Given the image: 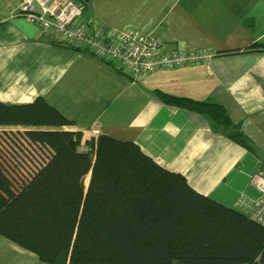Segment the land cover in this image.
<instances>
[{
  "label": "crops",
  "instance_id": "1",
  "mask_svg": "<svg viewBox=\"0 0 264 264\" xmlns=\"http://www.w3.org/2000/svg\"><path fill=\"white\" fill-rule=\"evenodd\" d=\"M72 1L84 6L81 22L91 29H135L160 37L168 52L215 54L201 64L134 78L29 23L19 11L21 0H0V101L40 96L72 120V128L136 142L222 204L258 198L249 180L264 172V163L252 150L214 131L206 115L163 103L155 91L221 105L242 135L264 150V0ZM0 264L43 262L0 235Z\"/></svg>",
  "mask_w": 264,
  "mask_h": 264
},
{
  "label": "trees",
  "instance_id": "2",
  "mask_svg": "<svg viewBox=\"0 0 264 264\" xmlns=\"http://www.w3.org/2000/svg\"><path fill=\"white\" fill-rule=\"evenodd\" d=\"M155 94L206 115L214 131L244 137L217 103ZM73 125L40 96L0 101V128H9L0 132V164H16L11 193L0 183L8 193L0 235L47 264L264 263L262 224L195 190L136 142Z\"/></svg>",
  "mask_w": 264,
  "mask_h": 264
},
{
  "label": "built area",
  "instance_id": "3",
  "mask_svg": "<svg viewBox=\"0 0 264 264\" xmlns=\"http://www.w3.org/2000/svg\"><path fill=\"white\" fill-rule=\"evenodd\" d=\"M84 6L72 0H21L19 11L31 24L54 34L56 40L118 65L134 78L158 70H172L208 61L215 52L204 49L165 51L155 34L135 29L90 28L81 22ZM250 184L260 193L256 199L239 197L235 208L264 226V172L256 171Z\"/></svg>",
  "mask_w": 264,
  "mask_h": 264
},
{
  "label": "rangeland",
  "instance_id": "4",
  "mask_svg": "<svg viewBox=\"0 0 264 264\" xmlns=\"http://www.w3.org/2000/svg\"><path fill=\"white\" fill-rule=\"evenodd\" d=\"M3 130H6V131H9V128H0V132H3ZM10 130H15V128H12V129H10ZM243 145V144H242ZM28 155H30V156H33L34 157V159H36V157L34 156V154H38L37 153V151L34 149V147H32V146H29L28 147ZM25 156V155H24ZM37 160V159H36ZM35 160V161H36ZM26 161L24 160V162L23 163H25ZM7 163V162H6ZM31 163L32 162H29V163H27L26 164V168H28V166H30L31 165ZM17 164H19V163H17ZM12 166L13 167H16V164H12L11 165V167L8 165V164H6V168L2 165V164H0V173H2V178L0 177V183H2V184H4V188L6 189V190H8L9 192L10 191H12V189L14 188V186L12 185L13 183H15V180L12 178V175H11V173L9 172V171H13L12 170ZM30 168V167H29ZM3 173H6V175L5 174H3ZM85 184H87V178L85 179ZM3 187H2V192H3V194L2 193H0V202H2V199H6L8 196V193L6 192V190L4 189ZM0 191V192H1ZM11 193V192H10ZM43 264H47V263H45V262H43Z\"/></svg>",
  "mask_w": 264,
  "mask_h": 264
},
{
  "label": "water",
  "instance_id": "5",
  "mask_svg": "<svg viewBox=\"0 0 264 264\" xmlns=\"http://www.w3.org/2000/svg\"><path fill=\"white\" fill-rule=\"evenodd\" d=\"M117 73L126 77L130 81L134 79L131 75L124 73L122 71H117ZM237 141H242L244 143V146L250 148L252 152L264 163V150L260 149L258 146L253 144V142H251L249 139L245 137L239 136L237 137Z\"/></svg>",
  "mask_w": 264,
  "mask_h": 264
}]
</instances>
